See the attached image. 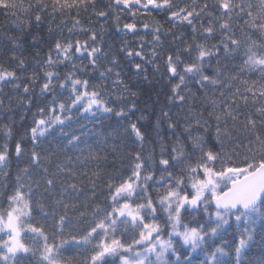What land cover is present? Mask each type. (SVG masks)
Here are the masks:
<instances>
[{
  "label": "snow or ice",
  "instance_id": "6c2138e0",
  "mask_svg": "<svg viewBox=\"0 0 264 264\" xmlns=\"http://www.w3.org/2000/svg\"><path fill=\"white\" fill-rule=\"evenodd\" d=\"M0 17V264H264V0Z\"/></svg>",
  "mask_w": 264,
  "mask_h": 264
},
{
  "label": "trees",
  "instance_id": "16d2710c",
  "mask_svg": "<svg viewBox=\"0 0 264 264\" xmlns=\"http://www.w3.org/2000/svg\"><path fill=\"white\" fill-rule=\"evenodd\" d=\"M123 19L126 20V21H128V22H131V20H132V18L131 17H128V16L123 17ZM158 19H160L161 22H163V17L162 16L161 17H158ZM0 21H3V17H0ZM137 23L139 24L140 21L137 20ZM105 27H107V25ZM105 39H106L107 43L114 45L115 48L118 50L119 45H120L121 40L123 39V37L117 36L116 33H115V31H114V29L109 28L108 31L105 33ZM44 55H45V53L43 51H41L39 58L40 59H43L44 58ZM31 60H32V57L29 56V61H31ZM33 66L35 67V65H33ZM146 87H151V86H146ZM158 87H162V86H158ZM26 122L29 123V124L31 123L30 116H29V118H28V120ZM108 123H111V122L109 121ZM17 127H19V124H17ZM90 127H91V125H90ZM96 127L97 128H100L101 127L99 121H97ZM2 134H3L2 133V126H0V136H2ZM192 223L194 225L195 224V221H192ZM257 230L259 231V226H257ZM68 247H72V246L69 245ZM258 253H259V247H253L251 249V255L256 256L257 259H259ZM192 255L195 256V255H198V254L193 253ZM201 259H203V256H201Z\"/></svg>",
  "mask_w": 264,
  "mask_h": 264
},
{
  "label": "rangeland",
  "instance_id": "374dc122",
  "mask_svg": "<svg viewBox=\"0 0 264 264\" xmlns=\"http://www.w3.org/2000/svg\"><path fill=\"white\" fill-rule=\"evenodd\" d=\"M195 254H197V253H195Z\"/></svg>",
  "mask_w": 264,
  "mask_h": 264
}]
</instances>
